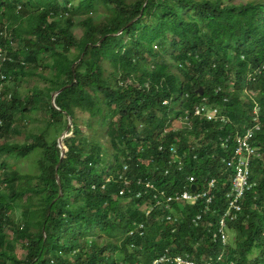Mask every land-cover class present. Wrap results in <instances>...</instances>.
I'll return each instance as SVG.
<instances>
[{"label":"trees","instance_id":"trees-1","mask_svg":"<svg viewBox=\"0 0 264 264\" xmlns=\"http://www.w3.org/2000/svg\"><path fill=\"white\" fill-rule=\"evenodd\" d=\"M97 11L107 16L95 22ZM78 15L83 16L80 38L73 31ZM2 32L8 33L0 37V46L14 60L2 65L4 74L38 78L48 87L21 99L12 90L8 99L6 91L0 100V157L43 152L37 173L0 174V264H151L167 249L175 255L190 252L198 260L218 256L222 244L190 220L196 208H186L183 224L175 229L158 214L145 218L142 200L115 197L118 182L103 189V177L119 174L123 162L135 176H146L145 163L152 158L157 164L149 165L150 171L159 167L164 173L170 154L160 146L167 145L179 147L188 163L184 174L155 177L160 187L181 189L189 175L200 183L218 172L210 158L222 152L217 138L254 121L256 104L263 124L254 141L262 155L252 164L257 187L230 223L234 236L223 262L214 264H264V71L256 83L248 80L249 72L264 63V0H79L77 8L73 0L35 5L0 0ZM58 91L53 107L50 93ZM224 96H229L226 103ZM204 98L231 123L195 121L190 131H173L171 116L178 118ZM37 110L57 133L67 128L65 118L72 119L74 137L65 141L62 161L58 138L49 142L39 136L23 144L9 139L16 116ZM78 112L88 115L89 129L106 127L109 157L101 143L84 140ZM222 183L220 189L228 188ZM138 223L144 224L143 234L128 236ZM19 245L27 251L23 260L15 254ZM256 251L260 254L252 257Z\"/></svg>","mask_w":264,"mask_h":264},{"label":"built area","instance_id":"built-area-1","mask_svg":"<svg viewBox=\"0 0 264 264\" xmlns=\"http://www.w3.org/2000/svg\"><path fill=\"white\" fill-rule=\"evenodd\" d=\"M6 35V32L0 33V37ZM12 61L13 58L8 55L5 47L0 46V100L6 91L8 99L12 97L10 84L14 78L7 77L1 68L4 63ZM263 70L264 63L249 72L248 80L256 81V75L261 74ZM221 90L218 88L216 94H220ZM223 98L224 103L229 101V96ZM165 105L169 106L170 101H166ZM259 112L260 104H256L254 116H252L254 121L241 130L238 129L217 138V145L222 152L218 154L212 152L210 158L216 160V165L219 166L218 172L213 175L208 173L200 183L195 175H189L184 177L185 184L181 189L169 191L160 187L159 183L155 181V177L174 178L175 174H184L187 169V158L180 148L177 146L168 148L167 145L160 146L161 152L170 154L164 173L159 167H155L154 172L150 171L149 165L157 164L155 158H152L145 163L149 169L146 176H135L136 174L132 172L128 162H124L122 172L105 179V183L102 185L103 189L109 183L118 182L119 186L115 197L142 200L141 212L145 218L158 214L159 219L172 223L175 229L183 224L186 208L190 206L196 208V213L190 219L194 227L206 229L212 236V240L220 242L223 247L218 256L211 255L201 260L194 258L190 252L175 255L167 249L164 254L152 260L151 264H214L224 258L226 249L231 242L230 223L238 219L245 209L244 201H246L247 195L257 187V183L252 182L251 177L252 164L256 159L262 157L260 149L254 143L257 132L261 131L263 127L262 122L258 120ZM171 120L175 132L192 130L195 121H207L224 126L231 123L230 118L222 109L210 105L207 98L185 110L178 118L173 114ZM3 124L4 120L0 118V127ZM171 131L170 127L166 129L167 133ZM191 150L196 151V147H192ZM193 159L196 161L198 155L194 154ZM223 181H225L224 185H228V188L222 190L220 185ZM192 186L196 187L195 192L192 191ZM222 191L223 194H219ZM105 206H109L108 202H105ZM143 232L144 224L138 223L128 232V236L142 235Z\"/></svg>","mask_w":264,"mask_h":264},{"label":"rangeland","instance_id":"rangeland-1","mask_svg":"<svg viewBox=\"0 0 264 264\" xmlns=\"http://www.w3.org/2000/svg\"><path fill=\"white\" fill-rule=\"evenodd\" d=\"M32 3L35 5L36 2L38 3L39 0H31ZM78 1L79 0H73V5L77 8L78 7ZM128 1H134V0H128ZM228 2H234V3H240L245 2L246 0H227ZM36 7V6H34ZM85 16V15H84ZM95 18V22H99L103 20L104 17H106V13L103 11H97L92 15ZM83 16L81 17L78 15L75 19V27L73 29L75 36L77 38L82 37L83 35V26L80 23V20H82ZM174 70H177V66H175ZM44 80H40L38 78H35L33 80L26 79V80H15L13 79L12 83L10 84V90L13 91V93H17L19 98H23L24 96H32V92H34L35 89H41L44 90L47 88V84ZM51 94V100L54 95V93ZM77 119L78 124L80 125V128L82 129L81 135L83 136L85 141H88L90 143L92 142H99L101 143L103 147V152L108 151V137H107V129L106 127H99L98 129H89L86 125L88 122V115L82 114L80 112L77 113ZM64 121V120H63ZM65 121H69L68 117L65 118ZM68 127V126H67ZM73 127V126H72ZM71 127V128H72ZM14 130L11 131L9 139L11 142L23 144L27 142H31L32 138L39 137V136H45L49 142H51L55 138H60L67 130V128L64 131H61V133H57L56 129L49 125V122L47 120V117H44V115L41 113V111H33L30 115H24L21 116V114L16 116V124L14 125ZM71 130V129H70ZM68 131V136L66 137L65 141L74 137V133ZM110 152H112L111 149L108 151V157L110 156ZM43 152L38 149L37 151L32 152L29 156L26 157H20L17 155L14 156H1L0 157V174L3 175V173H7L9 171H13V169H17L18 172L22 174H35L38 171V160L42 157ZM8 164L7 167L2 168L1 164L5 163ZM124 163V162H123ZM104 167H107L106 165H103L102 169ZM122 172V169L121 171ZM104 174V172H103ZM110 175H106L103 177V181L109 177ZM31 183V182H30ZM21 211L18 209L16 211V218H20ZM230 238L234 236V232H230ZM15 254L19 256L20 259H25L27 256V251L23 248H20V245L15 249ZM260 254L259 251H256L254 254H252V257H256ZM120 258L123 257L120 253L117 254ZM224 259V258H223ZM223 259L219 261L218 263H222ZM7 264H15L13 262H9Z\"/></svg>","mask_w":264,"mask_h":264},{"label":"water","instance_id":"water-1","mask_svg":"<svg viewBox=\"0 0 264 264\" xmlns=\"http://www.w3.org/2000/svg\"><path fill=\"white\" fill-rule=\"evenodd\" d=\"M121 33V32H120ZM201 91H197L198 94H200L201 96L204 95V91H203V88H200ZM60 94V91L54 93L53 97H52V100H51V104L53 107H56L55 106V97ZM68 127H67V130L65 132H63L62 136L60 138L57 139V147L61 149L62 153H61V161L66 158V155H67V147L65 145V139L66 137L68 136V131L71 129L72 127V119L71 117H68ZM58 166V165H57ZM56 166V167H57ZM56 181L58 184H60V178H58V176L56 175ZM192 191H196V187L195 186H192Z\"/></svg>","mask_w":264,"mask_h":264},{"label":"bare ground","instance_id":"bare-ground-1","mask_svg":"<svg viewBox=\"0 0 264 264\" xmlns=\"http://www.w3.org/2000/svg\"><path fill=\"white\" fill-rule=\"evenodd\" d=\"M7 33H8V32H7ZM8 38H9V37H8ZM7 40H8V39H7ZM9 42H10V41H9ZM6 45H7V44H6ZM2 46H3V45H2ZM13 61H14V60H13ZM263 71H264V70H263ZM256 78H257V77H256ZM258 78H259V77H258ZM258 78H257V80H258ZM254 83H256V82H254ZM3 98H4V97H3ZM4 99H5V98H4ZM256 138H257V137H256ZM256 138H255V139H256Z\"/></svg>","mask_w":264,"mask_h":264}]
</instances>
